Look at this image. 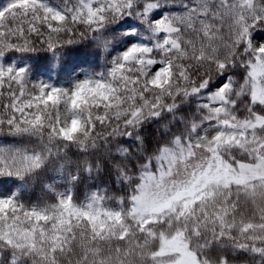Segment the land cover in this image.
<instances>
[{"label": "snow or ice", "instance_id": "1", "mask_svg": "<svg viewBox=\"0 0 264 264\" xmlns=\"http://www.w3.org/2000/svg\"><path fill=\"white\" fill-rule=\"evenodd\" d=\"M0 264H264V0L0 4Z\"/></svg>", "mask_w": 264, "mask_h": 264}, {"label": "trees", "instance_id": "2", "mask_svg": "<svg viewBox=\"0 0 264 264\" xmlns=\"http://www.w3.org/2000/svg\"><path fill=\"white\" fill-rule=\"evenodd\" d=\"M6 2V0H0V4ZM93 49L81 47V46H73L69 49H66L65 51V58L67 60V73L65 74V79L70 78V75L79 73L84 71L85 69L89 68V64H85L84 61L87 59L89 63H92L94 60V57L90 56L89 53H91ZM98 63L102 66L104 64V58L101 57L98 61ZM80 65V67H78ZM75 70V72L73 71ZM90 70V69H89ZM96 70H102V68L96 69ZM42 79H47L45 76H41ZM53 80H56L55 74H53ZM61 83L64 81L61 80ZM40 191L37 189L35 192H33L31 189H29V197L32 200H36L38 197H40Z\"/></svg>", "mask_w": 264, "mask_h": 264}]
</instances>
